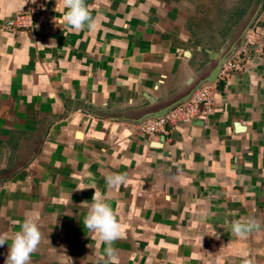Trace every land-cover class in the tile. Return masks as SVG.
I'll return each mask as SVG.
<instances>
[{"label":"crops","instance_id":"1","mask_svg":"<svg viewBox=\"0 0 264 264\" xmlns=\"http://www.w3.org/2000/svg\"><path fill=\"white\" fill-rule=\"evenodd\" d=\"M235 2L218 14L212 0H86L98 28L75 32L47 0L11 32L26 1L0 0V233L36 220L30 264H103L83 225L95 190L122 225L119 264H264V36L215 82L206 120L136 127L212 77L248 26L264 31V0ZM111 173L127 183L108 188ZM240 217L261 230L235 237Z\"/></svg>","mask_w":264,"mask_h":264},{"label":"clouds","instance_id":"2","mask_svg":"<svg viewBox=\"0 0 264 264\" xmlns=\"http://www.w3.org/2000/svg\"><path fill=\"white\" fill-rule=\"evenodd\" d=\"M61 8L64 12L60 23L66 24L69 30L75 32L97 30L98 22L91 16L86 0H59L55 9L59 12ZM125 183H127L126 173H111L106 176L108 188H115ZM107 200L105 194L95 190L90 203L89 201L81 203L87 208L83 225L97 238L98 247L104 245L103 264H119L118 250L113 245L123 237L124 232ZM261 228V222L255 217H240L231 223V232L239 239H245L250 233ZM9 240L11 244L5 264H30L32 254L42 242V233L36 220L29 215L20 223V230L12 236L0 233V246L5 245Z\"/></svg>","mask_w":264,"mask_h":264},{"label":"built area","instance_id":"3","mask_svg":"<svg viewBox=\"0 0 264 264\" xmlns=\"http://www.w3.org/2000/svg\"><path fill=\"white\" fill-rule=\"evenodd\" d=\"M25 1L26 7L6 22L5 30L14 32L32 28L47 10V0ZM263 36L264 31L259 30L257 23L252 25L248 31L245 45L224 64L220 77L228 75L231 71L243 69L241 55L244 52L249 50L253 53H262L261 39ZM214 85L215 83L204 85L187 102L177 105L163 116L146 119L144 122L136 124V127L142 133L154 136L159 132L165 133L170 125H177L180 122L190 123L197 119L206 120L214 105Z\"/></svg>","mask_w":264,"mask_h":264},{"label":"water","instance_id":"4","mask_svg":"<svg viewBox=\"0 0 264 264\" xmlns=\"http://www.w3.org/2000/svg\"><path fill=\"white\" fill-rule=\"evenodd\" d=\"M254 20H253V22H254ZM252 25L248 26L245 29L244 33L240 36V40H237L236 42L231 43L230 48L226 52H223L221 55H218V56L216 54H214V57L216 56L215 58L217 59L218 62H217V65L215 67V70H214V75L212 77L206 78V79H203L202 81H200V83L193 89L191 94H189L187 97H184L183 99H181V100H179L177 102H174V103L170 104L166 109H164L159 114L154 115L152 117L145 118V119H143V120H141L139 122H136V123L140 124V123L144 122L146 119L160 117V116H163V115L167 114L169 111H171L177 105H180V104L185 103L188 100H190L193 97V95L200 88H202L204 85L215 83L220 77V74H221V71L223 69L224 64L227 61H229L245 45L248 31L251 29Z\"/></svg>","mask_w":264,"mask_h":264},{"label":"rangeland","instance_id":"5","mask_svg":"<svg viewBox=\"0 0 264 264\" xmlns=\"http://www.w3.org/2000/svg\"><path fill=\"white\" fill-rule=\"evenodd\" d=\"M211 1V0H210ZM214 1V8L216 9V12L218 14L222 13V9L224 10L225 8H227L229 5H232L234 3V0H212ZM241 0H236L235 3L240 2ZM230 2V3H229ZM257 22H255L253 24V26L256 24ZM206 37V36H205ZM204 37V38H205Z\"/></svg>","mask_w":264,"mask_h":264}]
</instances>
